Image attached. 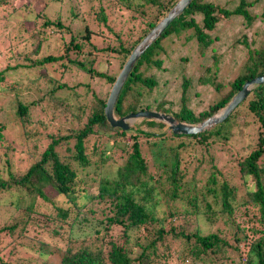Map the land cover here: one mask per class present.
<instances>
[{
  "label": "trees",
  "instance_id": "16d2710c",
  "mask_svg": "<svg viewBox=\"0 0 264 264\" xmlns=\"http://www.w3.org/2000/svg\"><path fill=\"white\" fill-rule=\"evenodd\" d=\"M13 1L0 0V13ZM116 1L113 5L119 10L151 14L135 38L125 45L118 43L116 48L103 49L120 60L121 69L136 44L178 0ZM218 1L192 0L146 48L118 94L113 108L115 118L138 111H157L172 116L177 122L196 124L223 108L244 82L264 74V7L258 14L250 16L249 12L256 2L264 0H238L234 6H231L232 0L221 6ZM102 10L98 7L94 17L104 24ZM234 17L241 21L235 22L237 37L227 48L235 49L234 53L243 54V58L231 61L238 67V73L228 83V89L222 90L224 86L214 82L220 69L213 55L220 41L215 30L231 23ZM28 21L27 17L21 18L20 26ZM53 26L62 27L59 22L42 19L38 28L31 29L27 39L22 41L30 42L34 50H10L14 51V57L23 55L26 64L7 67L6 71L38 68V72L47 73V64L68 56V46L73 50L80 48L70 37L62 56H38L43 42L54 36ZM253 26L257 28L254 30ZM85 32L82 38L88 42L90 35L86 28ZM16 33L12 37L17 38ZM180 35L183 42L179 47L193 41L198 57L203 61L210 59V65L203 67L202 74L194 76L190 58L179 56V48H174ZM165 41L169 45L163 46ZM69 62L109 85L117 76L105 75L77 61ZM211 69H214L213 78L209 74ZM6 71H0V85L8 86L14 93L16 106L12 115L0 110V149L12 148L11 142L6 143V134L11 128L22 129L26 134L24 128L34 122L30 120L29 110L38 103H24L18 98L20 85H6ZM45 76L48 99L41 97L39 102L54 100L56 106L63 107V101L52 97V93L65 85L50 87V79ZM177 76L180 79L177 90L149 100L157 78H162V84L175 87ZM40 77L38 74L37 78ZM206 86L216 95L209 93V102L203 107L200 88ZM106 98L93 96L81 128L48 135L38 154L33 147L28 166L22 171L8 170L5 177L0 175V197H6L20 212L16 221L0 226V264H51L44 258L48 246L43 238L56 240L58 264H264V171L259 165L264 156V84L250 90L221 123L195 135H174L165 124L152 119H139L127 130L113 128L103 113ZM50 116L57 115L50 112ZM239 116L242 126L251 118L258 132L256 147L235 164L240 178L249 179L252 184L246 188L245 197L237 199L236 189L221 180V173L212 167L207 178L195 186L193 179L196 172L202 170L199 167L202 160L193 159L194 171L188 180L185 169L179 168L178 149L190 144L199 152H208L214 144L228 142ZM77 119L81 120L80 116ZM92 136L94 140L90 143ZM179 139L189 143L180 141L173 147L172 143ZM144 149L152 158L151 166H147ZM111 151L119 155L114 159L109 155ZM90 155L96 158L91 160ZM107 161L116 166L113 176L101 169ZM249 204L252 215L248 212ZM189 216L211 225L221 221L227 229L233 230L231 239L227 241L222 230L206 235L200 234L198 228L188 230ZM256 224L258 227L252 228ZM30 231L31 238L27 236ZM256 233L258 237H254ZM9 254L17 256L18 260L9 261Z\"/></svg>",
  "mask_w": 264,
  "mask_h": 264
},
{
  "label": "rangeland",
  "instance_id": "374dc122",
  "mask_svg": "<svg viewBox=\"0 0 264 264\" xmlns=\"http://www.w3.org/2000/svg\"><path fill=\"white\" fill-rule=\"evenodd\" d=\"M25 1L27 0H14L11 2L10 6L6 8V11L0 13V71L4 72L7 67L17 64H26V61L22 58L23 55L14 57V51L11 53L10 50L15 48L18 51H33L34 48L33 46L31 47V43H26L22 41V39L29 35L31 29L38 28L42 19H48L55 23L59 22L62 27L57 28L53 26L52 31L54 32V36H51L48 40L43 42L42 51L40 50L41 52L38 56L43 54L55 57L62 56L64 53L63 49L68 45L70 37H73L75 42H78L80 48L78 50H73L68 46V56L60 61L47 64L46 68L49 70L47 73L42 70L38 72V68H15L5 72L6 85L19 83L18 98L20 97L24 103H38L29 110L30 120L34 122L31 126H26V128H24L26 134L22 133V129L20 130L16 127L11 128L9 133L6 134V143L11 142L10 146L12 148L3 147L0 149V175L3 177L6 176L8 170L12 173H16L27 167L29 159L31 158L32 148L35 147V152L37 154L41 152L45 146L46 137L48 135L55 134L56 132L67 133L68 130L81 128L93 96L96 95L104 98L109 93L111 85L105 83L103 79L91 77L79 70L69 61H77L105 75H117L120 71V60L113 53L103 51V49L116 48L118 43L125 45L128 40L130 41V39L140 34L145 26L144 23L150 18L149 16H151L149 12V14L141 15L137 12L138 10H136L135 13L131 10H125L124 8L119 10L113 5L116 0ZM226 1L231 0H219L217 4L221 6V4ZM232 1L234 2H232L231 6L236 5L238 2V0ZM24 3L26 6H23ZM100 6L103 8L102 12L105 17L104 24L97 21L94 17V12H96ZM263 7L264 1L256 2L249 10L250 16L260 13ZM24 17H27L29 21L25 22V25L21 27L19 21ZM36 17H38V19H35ZM236 18L237 17H234L231 23L223 25L215 30L220 41L218 45H216L217 48L214 50L213 55H215L217 66H219L220 69L218 77L214 78V82L220 85L222 84L224 86L222 90L228 89V83L238 73V67H235V64H232L231 61H233V59L240 60L243 58V54L234 53L235 49L230 51L227 48V45L237 37L234 33L237 27H234V24L241 20ZM85 28L89 31L90 35L88 42L84 41L82 38L86 34ZM252 28L255 30L257 27L253 26ZM15 32H17V38L12 37ZM233 34H235L234 38L232 36ZM248 36H253V34L248 33ZM8 37L9 40H7ZM10 37H12L13 40ZM5 40L10 41V43H7ZM182 42L183 35H180L178 42L173 44L174 48H179L178 55L188 56L190 58L189 64L191 65L190 68L193 70L194 76L196 74H202L203 67L207 66L206 64H208V66L210 65V59L208 58L209 61H203L198 57L193 41L179 47ZM167 45H169L167 41L163 42V46ZM7 53L11 56H7ZM32 57L34 56L31 55V58ZM213 70L214 69H211V73H209L212 78ZM38 74L41 75L40 78H37ZM44 76L50 79V87L56 88L58 84L65 85L64 88L56 89L52 93V97H58V99L60 98V100L63 101V107L56 106V101L54 100L39 102L41 97L48 99L46 96V92L49 90L47 86L48 81H46ZM160 80H162V78H157L156 82L158 83L154 86L149 100L152 98L159 99L163 94L168 92L172 93L173 90H177L179 87V76H177L176 82L174 81L175 87L164 85ZM0 86V110L2 109L12 115L16 106L15 95L7 89L8 86ZM206 91H208V93ZM200 92L203 97V107L209 102L208 97L210 94L216 95L212 88L208 86L204 89L200 88ZM170 95L173 97L172 94ZM65 106L67 108H65ZM42 107L45 108L41 109ZM81 109L83 112L80 111ZM50 112L55 113L57 116L51 118ZM77 116H80L81 120L77 119ZM241 118L242 117L239 116L238 125L232 128L229 141L224 144H221V142L214 144L208 152H199V149H193L185 139L175 140V142L172 143L173 147H176L180 141L188 144L185 148L178 149L180 155L179 168H181L180 170L185 169L188 180H191L194 171L193 159L197 158L202 160L199 166L202 170H198L193 179V182L196 183L195 186L198 187V185H200L199 182H203L204 179L207 178L208 174L212 171V167L221 173V180L226 181L229 187L236 189L235 193L237 199L245 197L246 188H250L252 184L249 179L243 180L240 178L235 164L237 160L246 157L256 147L258 126L256 123L251 122V118H247L248 124L242 126ZM132 124H130V126ZM103 138L104 140L107 139L105 136ZM89 140L90 143L93 142L94 137H90ZM144 151L147 158V166H151L152 158L149 152L146 154V149H144ZM109 155L115 159L116 156L119 155V152L111 151ZM93 158L96 157H90L91 160H93ZM210 161H212V163ZM156 162H158V160H156ZM259 165L264 171V156L259 160ZM115 167L113 163L107 161L101 166V169L108 176H113ZM217 177L220 179L219 175ZM252 189L253 188H251V190ZM48 197H50V194H48ZM37 203H39V201ZM251 206V204L248 205V212L250 215L253 213L250 210L252 209ZM238 210L241 211L242 207L240 206ZM19 216L20 212L18 208L9 204L6 197H0V226L8 225L16 221ZM182 221L183 220H181V222ZM188 223H190V225L187 224L188 230L193 231L198 228L202 235L222 230L224 232V238L227 239V241L232 237L231 234L233 230L227 229L219 220L211 225L210 223L208 224V221L202 220L201 218L195 219V217L191 216ZM246 225L248 227L250 226L248 223H246ZM256 227H258V224L252 228ZM31 235L32 232H28L27 236L31 238ZM258 236V233L254 235V237ZM43 240L48 246L46 249L48 254L44 258L51 264H58L59 253L55 250L57 247L56 240L47 238H43ZM8 257H10L9 261L15 262L18 260L17 256L12 254H9Z\"/></svg>",
  "mask_w": 264,
  "mask_h": 264
},
{
  "label": "water",
  "instance_id": "95a60500",
  "mask_svg": "<svg viewBox=\"0 0 264 264\" xmlns=\"http://www.w3.org/2000/svg\"><path fill=\"white\" fill-rule=\"evenodd\" d=\"M191 1L192 0H178L166 15L154 27H152L132 49L110 87L103 108L105 120L111 127L127 130L129 129L130 124L139 119H152L165 124L167 129L174 135H195L221 123L232 112V110L245 99L250 90L258 85L264 84V74L247 80L223 108L196 124L177 122L172 116L157 111H138L136 113L127 114L118 119L114 117L113 108L115 101L135 62L146 48H148L160 36L169 23L175 19Z\"/></svg>",
  "mask_w": 264,
  "mask_h": 264
}]
</instances>
